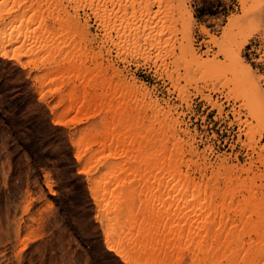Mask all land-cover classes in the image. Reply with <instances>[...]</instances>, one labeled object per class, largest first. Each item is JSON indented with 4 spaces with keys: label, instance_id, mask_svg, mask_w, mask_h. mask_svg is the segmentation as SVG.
Returning <instances> with one entry per match:
<instances>
[{
    "label": "rangeland",
    "instance_id": "obj_1",
    "mask_svg": "<svg viewBox=\"0 0 264 264\" xmlns=\"http://www.w3.org/2000/svg\"><path fill=\"white\" fill-rule=\"evenodd\" d=\"M2 1L0 6L5 4ZM7 1L0 13L5 17L1 24L4 33L10 37L15 36V14L25 29L34 11H23L32 0ZM160 1L52 0V8L45 11L51 14L49 27L65 20L70 28L55 32L51 42L57 48L49 61L38 62L48 56L45 50L49 49L41 50L45 55L36 56L37 61L32 55L16 60L0 54V264H126L104 241L102 221L97 217L100 207L89 187L92 173L84 168L89 156L76 158L83 130L98 125L99 120L77 123L73 112L57 118L66 109L71 86L83 89L89 80L96 85L112 83L104 99L123 116L107 122L111 126L120 129L126 121L132 136L144 134V126L165 128L166 138L177 130L184 143L169 139V148L180 142L173 158H183L184 150L193 149L196 155L192 158L197 161L190 171L197 181L202 180L197 168L208 166L203 185L208 192L202 201L212 199L216 177L223 180L228 176L223 169L213 173L221 163L235 166L236 175L237 170L251 167L250 172L241 173L239 186L257 184L255 206L259 211L253 219L257 225L264 221V0ZM15 2L21 7L4 13ZM185 12L192 13V39L180 19ZM238 20L232 27L231 22ZM228 28L232 29L224 39ZM23 34L16 46L25 40ZM214 38L219 45L212 42ZM24 43L31 45L28 40ZM235 54L238 62L252 66L259 83L249 85L238 78V84H214L221 71L226 78L232 76L230 57ZM65 56L82 62V70L58 69L59 62L68 61ZM80 76L85 78L84 84L79 83ZM143 84L152 96L136 91ZM237 92L241 94L234 96ZM102 93L99 89L98 94ZM130 101L136 104L126 107ZM167 115L168 124L161 126L159 121ZM159 143L153 136L144 145L128 147L126 168L133 172L134 186L151 176L144 170L143 154H156ZM100 156L105 162L108 152ZM151 182L148 198L161 186L158 179L151 177ZM249 195L243 191L236 201ZM213 200L218 203L221 197ZM241 222H247L246 216L237 218L235 224ZM252 239L251 252L261 257L255 264H264L263 238L254 235Z\"/></svg>",
    "mask_w": 264,
    "mask_h": 264
},
{
    "label": "bare ground",
    "instance_id": "obj_2",
    "mask_svg": "<svg viewBox=\"0 0 264 264\" xmlns=\"http://www.w3.org/2000/svg\"><path fill=\"white\" fill-rule=\"evenodd\" d=\"M3 1L5 3L3 5L8 2L7 0ZM49 2L52 0H32L31 4L26 6L27 8L23 6L24 12L32 9L34 14L31 12L33 16L29 18L25 29H21L23 20L21 19L20 22V19L17 18L18 13L14 16L15 20L10 19L9 22L15 21L12 29L15 36L7 37L4 33L5 29L1 24L5 17L2 12V14L0 13V25L2 26L0 27V54L16 60H20L24 55H32L30 58L35 57L33 60L37 61L36 56L41 55L43 57L45 54L43 55L41 52L49 49V51L45 50L48 52L46 53L48 56L43 60L38 57V62L43 61L42 63L45 64L44 61H49L52 51L57 48L54 45L55 42H51L55 39V32L66 31L70 28V24L65 20L64 22L60 20V24H57L58 27L57 25L56 27H49L47 20L51 14L45 12L46 10L49 11L53 4ZM18 3L9 4L11 8L8 7L5 12L6 6L0 7H4V13H11V11L21 7ZM44 5H46L45 8ZM44 13H47L48 16H45ZM180 19L183 23V29L189 32V38L192 39V13L185 12ZM34 22L39 25L36 23V26ZM239 22L240 20L231 22V26L234 27ZM10 27L12 24L8 26V29ZM231 29L228 28L224 31V39L229 35ZM204 31L208 33L205 27ZM22 34L23 37L25 36L24 39L31 43V45L28 43L29 47H26L25 40L21 42V45L16 46V41ZM212 42L215 45L220 44L216 38ZM223 42L225 43V41ZM51 44L53 46H50ZM35 52L38 53L34 56ZM43 53L45 52L43 51ZM192 53L199 58L200 62L202 61V56L197 55L196 49L193 48ZM64 59H68V61L59 62L57 64L58 69H67L71 66L77 70H82V62L78 63V60L74 62L70 56H65ZM230 60L234 67L233 72H230L233 77L226 78L227 74L221 70L219 72L217 68L219 74L215 77L214 84H231V82L238 84V78L249 85L259 83L260 77H256L255 70L251 65L238 62L236 54L231 56ZM95 75L97 76L98 72ZM84 80L85 78L80 76L79 83L84 84ZM93 84L95 83L89 80L83 89H81L82 86L73 84L67 98L66 109L60 114L57 113V118L66 117L73 112L76 114L77 123L90 118L99 120L98 125L88 126L83 130L81 138L77 142L76 158L81 160L84 156H89L84 168L92 173L89 187L93 198L100 207L97 217L102 221L103 237L107 247L119 255L126 264H255L259 261L261 257L251 252L255 244L252 239L254 235L262 237L264 241V221L257 225L256 220L253 219L259 211L255 206L257 200L255 187L257 184L254 182L250 186L246 185L242 188L239 186L241 173H248L252 168L250 167L246 171L239 169L237 170L238 175H236L234 173L236 172L234 171L235 166L224 167L221 163L215 170L214 164L209 165L211 170H215L213 173H220L223 169V171L228 172V176L223 180L216 177L212 199L202 201L208 192L206 187H203L206 177H208L207 172H205L208 166L197 168L202 176V180L197 181L190 171L192 163L197 161L192 158L193 155H196L193 149L184 150L183 158H173L175 151L180 147V142L173 143L169 148V139L174 137L182 142V146L184 143L178 138L177 130L171 131L170 137L166 138L165 128L160 130L144 126L142 129L144 134L138 133L140 135L132 136L134 134L130 133V127L126 121L120 129L117 125L111 126L107 122L114 123L116 120H121V116H123V113H116L115 109H112L113 105L108 104L104 99V96L108 94L106 93L108 87L112 83L108 85L95 84L94 86ZM99 89L103 92L101 95L98 94ZM111 91L116 93L117 89L113 88ZM133 91H144V94L152 96V92L144 84L138 87L136 91L132 90V94ZM240 94L241 92H237L234 96ZM40 96L41 99L45 96L43 89ZM129 97L132 99L133 96L130 95ZM134 104L136 102L130 101L126 107L134 106ZM169 115L159 121L161 126L168 124ZM101 124L104 125L101 126ZM153 136L160 140L159 145H156V154L152 155L149 151L143 154L144 170L149 172L151 176L141 182L138 187L134 186L133 172L131 173L126 168L128 147H134V144L137 143L144 145L145 141ZM106 151L108 156L105 158L108 157V159L103 162V158L97 157V155ZM185 153L189 154L188 159L185 158ZM103 170L105 173L101 175ZM151 177L158 179L161 186L153 198H148V193L153 185ZM235 181L238 186L230 187L229 184ZM222 182L224 186L221 185ZM45 184L51 190L48 180L45 181ZM243 191L249 192L250 195L236 201ZM113 195L115 196L112 197ZM166 195H169L168 199L165 198ZM157 197L160 199L156 200ZM218 197H221V201L217 203L213 198ZM244 216H246V223L235 224L237 218ZM245 225L250 226V229H244ZM245 236H249V239L246 240ZM262 249L264 251V246Z\"/></svg>",
    "mask_w": 264,
    "mask_h": 264
}]
</instances>
